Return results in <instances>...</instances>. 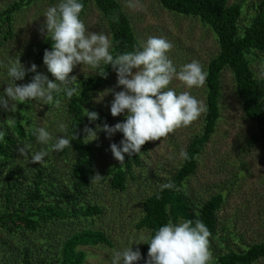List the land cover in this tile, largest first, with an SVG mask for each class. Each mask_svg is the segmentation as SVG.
<instances>
[{
    "label": "rangeland",
    "instance_id": "374dc122",
    "mask_svg": "<svg viewBox=\"0 0 264 264\" xmlns=\"http://www.w3.org/2000/svg\"><path fill=\"white\" fill-rule=\"evenodd\" d=\"M20 0H0V11L8 4ZM229 4L243 3L240 17V33L242 28L251 22L259 10L264 8V0H227ZM124 12L130 19L132 27L140 42L150 36L166 38L173 44L168 53L169 58L180 70L181 66L199 61L208 71L211 59L219 52V42L216 32L197 16L183 14L167 9L161 0H139L136 9L128 7L129 0H119ZM135 2V0H133ZM60 0H32L12 15L13 36L7 41L0 39V95L12 80L7 75L10 62L20 58L26 68L34 59L39 45L46 39L40 28L44 24L45 11L58 5ZM81 19L89 31L104 32L112 42L113 35L104 17L94 0H91ZM247 56L257 77H264V52L248 50ZM77 66L72 75L78 80L75 86L80 90L82 84L89 78L97 77L98 70ZM105 69L106 65H102ZM39 73H43L55 81L44 65ZM17 84L26 83L16 81ZM177 93L189 91L206 106V83L203 87L188 89L178 79L169 85ZM117 87V73L111 69L103 85L92 92L85 106L89 111L100 115L106 113L111 117L110 126L125 120V115L113 117L110 112L112 94L107 89ZM60 107L29 101L20 104L24 107V125L27 129L44 127L53 136L48 146L41 145L35 140L27 142L31 151L27 157L20 151L12 157L0 156V215L5 214L6 202L2 194L5 185V175L11 164L21 167L25 175L19 176L18 186L32 189L35 168L43 172L44 184L50 195L42 201L57 203L58 192L50 181L61 184L70 182L71 151H51L40 164L31 163V154L42 147H49L57 136L70 137L69 120L66 108L69 98L63 93L57 96ZM264 102V97L263 100ZM221 115L217 121L216 131L211 135L204 149L198 156V167L195 173L184 182L183 191L188 196L192 206L198 210L212 195L222 193L224 200L218 211V226L212 232L210 247L213 253V262L229 251H244L255 243L264 242V149L260 144L251 142V137L257 132V124L250 119L244 109L243 102L238 94L235 74L230 67L223 70L221 75V96L219 99ZM0 119L9 126L15 113L0 109ZM204 112L198 120L189 127H183L170 134L166 139L148 142L142 147V164L133 166L127 174L126 188L119 190L110 183L108 169L111 168L110 145L119 143L122 133H115L111 139L106 132L99 130V119L91 121L87 116L83 121L85 127L97 132L93 141L86 139L93 147V163L90 168L91 182L88 187L75 186V196L78 203H91L101 208V212L93 216L75 215L67 223L56 220L53 225H45L42 229L14 228L11 221L0 222V264H37L40 257L57 258L61 238L73 229L93 228L102 230L110 240L108 243L82 246L87 252L84 264H112V255L116 250H123L138 241L142 234L147 238L150 229L138 227L144 215V201L147 197L161 189V185L170 182L176 171L182 165L184 158L181 150L186 151L188 145L204 130ZM67 127L66 133L59 131V124ZM86 136V135H85ZM15 157V158H14ZM99 173L103 176L92 183V177ZM55 192H53V190ZM72 205L71 202L67 203ZM76 204V203H75ZM23 207L26 208L25 205ZM72 207V206H71ZM184 220H179V222ZM178 222V223H179ZM145 240V241H146ZM48 242V243H45ZM144 244L133 245V250L142 249ZM28 252L29 258L25 257ZM254 264H264V257Z\"/></svg>",
    "mask_w": 264,
    "mask_h": 264
},
{
    "label": "trees",
    "instance_id": "16d2710c",
    "mask_svg": "<svg viewBox=\"0 0 264 264\" xmlns=\"http://www.w3.org/2000/svg\"><path fill=\"white\" fill-rule=\"evenodd\" d=\"M32 0H20L8 4L0 11V39L7 41L13 36L12 15ZM91 0H80L84 5V14ZM104 17L113 35V55L134 50V46L141 43L136 36L129 17L124 12L119 0H94ZM163 5L172 11L197 16L216 32L219 42V52L208 65L206 79V115L204 130L187 147V159H184L180 168L170 181L172 188L160 189L144 201V215L138 227L150 229L149 238L165 223L179 220L200 219L209 230L215 232L218 226V211L224 197L222 193L212 195L198 210L192 206L188 196L183 191L184 182L196 172L198 156L204 149L211 135L216 131L217 121L221 115L219 99L221 96V75L225 68L230 67L237 81L238 94L243 102L247 116L256 122L257 132L251 137V142L260 144L264 149V77H257L254 73L247 51L252 49L264 52V8L259 10L251 22L242 28L240 33V17L243 3L229 4L227 0H161ZM51 38L45 39L34 54V63L37 72L45 65L43 56L45 49H51ZM112 67H105L108 74ZM36 73L26 75L29 83ZM105 78L101 76L89 78L82 84L79 95L68 100L66 112L69 120V133L72 147L64 149L73 154L71 160L70 182L61 184L50 181L59 195L57 203L42 201L51 192L43 187L44 176L39 168H35V186L32 189L19 188V176L25 175L19 165L12 163L9 172L5 175L3 196L6 202L5 214L0 215V222L10 220L13 227L24 229H42L45 225L51 226L56 220L67 223L75 215L93 216L101 212V208L91 203H78L75 196V186L88 187L91 182L90 168L93 163V147L85 139L83 121L85 106L92 92L103 85ZM28 106L27 104L24 105ZM24 107H18L12 123L7 126L0 119V131L5 135L0 138V156L12 157L19 152L27 142L36 140L34 128L27 129L24 125ZM2 112V111H0ZM3 113V112H2ZM111 117L106 113L99 115L101 126L110 125ZM124 121V120H123ZM122 122V121H120ZM77 136V137H76ZM123 139V135H122ZM121 139V140H122ZM120 143V142H119ZM118 143V144H119ZM112 166L108 169L110 183L113 188H126L127 174L133 166L142 164V154L129 156L125 154V162L120 164L110 153ZM15 158V157H14ZM71 202L72 207L67 203ZM76 203V204H75ZM23 205L26 206L23 207ZM147 240L145 241V243ZM45 243V242H44ZM48 243V242H46ZM45 243V244H46ZM100 243L110 244L106 233L93 228L73 229L60 240L57 258L40 257L37 264H84L87 252L82 246H94ZM149 245L144 244L140 250L143 259L138 264H146ZM30 254L25 252V257ZM264 257V242L255 243L244 251H229L222 253L212 264H254Z\"/></svg>",
    "mask_w": 264,
    "mask_h": 264
},
{
    "label": "clouds",
    "instance_id": "9594fccd",
    "mask_svg": "<svg viewBox=\"0 0 264 264\" xmlns=\"http://www.w3.org/2000/svg\"><path fill=\"white\" fill-rule=\"evenodd\" d=\"M139 0H129L128 7L136 9ZM84 10L80 0H60V3L49 7L43 17L40 28L42 35L51 38V49H45L43 62L55 81L43 73L37 72V65L26 68L20 58L6 65L7 75L12 83L4 88L0 95V109L15 113L20 104L37 101L44 105L60 107L57 96L63 93L71 99L80 94L75 86L78 77L72 75L77 66L98 70L95 75L107 78L108 72L102 65L111 66L117 73V87L107 89L112 94L110 112L113 117L125 115V120L110 126L107 123L98 126L107 133L108 138L119 132L123 139L119 144L112 143L110 151L113 157L123 164L125 154L138 155L148 142L166 139L176 130L189 127L206 112L202 100L189 91L177 93L169 85L178 79L188 89L203 87L208 73L199 61L193 60L181 66L177 71L168 53L173 44L163 37L150 36L146 41L134 46V50L113 55L112 42L104 32L89 31L80 18ZM36 73L29 83L17 84L26 75ZM91 121L99 119L98 113L85 108V114ZM59 131L66 133L65 124H59ZM85 139L93 141L97 132L85 127ZM5 134L0 131V138ZM39 144L48 146L53 136L44 127L33 132ZM77 137V136H76ZM30 144L19 148L21 155L27 157L31 151ZM72 147L66 135L57 136L49 147H42L31 154V163L42 165L51 151L61 152ZM180 156L188 158L187 152L181 150ZM103 176L99 173L92 177V183ZM171 182L161 185V189L172 188ZM211 231L200 219H189L179 223L169 221L159 227L154 235L147 238L140 235L135 245L148 244L146 264H212L213 253L210 247ZM133 244V245H134ZM133 245L123 250H116L112 255V264H138L143 259L139 248Z\"/></svg>",
    "mask_w": 264,
    "mask_h": 264
}]
</instances>
